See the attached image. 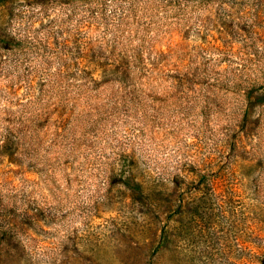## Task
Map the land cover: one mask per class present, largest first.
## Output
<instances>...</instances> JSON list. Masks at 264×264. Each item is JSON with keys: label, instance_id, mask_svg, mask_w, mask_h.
I'll use <instances>...</instances> for the list:
<instances>
[{"label": "rangeland", "instance_id": "374dc122", "mask_svg": "<svg viewBox=\"0 0 264 264\" xmlns=\"http://www.w3.org/2000/svg\"><path fill=\"white\" fill-rule=\"evenodd\" d=\"M0 264H264V0H0Z\"/></svg>", "mask_w": 264, "mask_h": 264}]
</instances>
